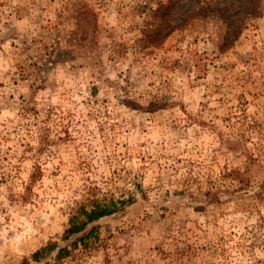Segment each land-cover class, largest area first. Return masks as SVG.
Returning a JSON list of instances; mask_svg holds the SVG:
<instances>
[{"label":"rangeland","instance_id":"1","mask_svg":"<svg viewBox=\"0 0 264 264\" xmlns=\"http://www.w3.org/2000/svg\"><path fill=\"white\" fill-rule=\"evenodd\" d=\"M0 264H264V0H0Z\"/></svg>","mask_w":264,"mask_h":264},{"label":"trees","instance_id":"2","mask_svg":"<svg viewBox=\"0 0 264 264\" xmlns=\"http://www.w3.org/2000/svg\"><path fill=\"white\" fill-rule=\"evenodd\" d=\"M123 201H119L120 204H122ZM81 213L84 215V219L81 220L78 225H75L76 223H74L73 221H71V218H69V224L73 230V232L78 233L80 232L84 226L93 221L98 219L101 216L107 215L111 212H113L115 210V207H111V208H106L104 205H96L93 206L91 209L89 210H84V209H80Z\"/></svg>","mask_w":264,"mask_h":264}]
</instances>
